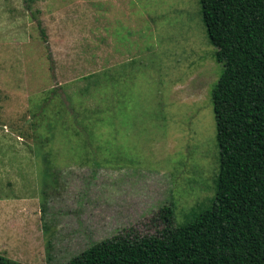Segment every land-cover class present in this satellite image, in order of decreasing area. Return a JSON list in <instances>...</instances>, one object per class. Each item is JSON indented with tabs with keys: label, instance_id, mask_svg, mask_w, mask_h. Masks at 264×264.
<instances>
[{
	"label": "rangeland",
	"instance_id": "1",
	"mask_svg": "<svg viewBox=\"0 0 264 264\" xmlns=\"http://www.w3.org/2000/svg\"><path fill=\"white\" fill-rule=\"evenodd\" d=\"M38 2L0 0V255L62 264L157 235L163 205L173 226L207 208L222 64L198 0H79L63 16Z\"/></svg>",
	"mask_w": 264,
	"mask_h": 264
},
{
	"label": "trees",
	"instance_id": "2",
	"mask_svg": "<svg viewBox=\"0 0 264 264\" xmlns=\"http://www.w3.org/2000/svg\"><path fill=\"white\" fill-rule=\"evenodd\" d=\"M198 3L222 64L209 93L218 154L210 205L174 226L163 205L157 235L104 238L62 264H264V0ZM0 264L18 263L0 255Z\"/></svg>",
	"mask_w": 264,
	"mask_h": 264
},
{
	"label": "crops",
	"instance_id": "3",
	"mask_svg": "<svg viewBox=\"0 0 264 264\" xmlns=\"http://www.w3.org/2000/svg\"><path fill=\"white\" fill-rule=\"evenodd\" d=\"M37 1V0H36ZM38 9L41 10V6H43L44 0H38ZM49 3L47 5L51 6L54 9V15L56 16H63L68 13L71 15H78V10L81 9L79 5V0H45ZM87 6L90 8H95L96 1H106V0H87ZM105 5H103L104 7ZM41 12V11H40ZM94 13V12H93Z\"/></svg>",
	"mask_w": 264,
	"mask_h": 264
}]
</instances>
